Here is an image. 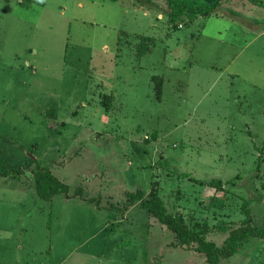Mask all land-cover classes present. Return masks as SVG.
Returning a JSON list of instances; mask_svg holds the SVG:
<instances>
[{"label": "rangeland", "instance_id": "rangeland-1", "mask_svg": "<svg viewBox=\"0 0 264 264\" xmlns=\"http://www.w3.org/2000/svg\"><path fill=\"white\" fill-rule=\"evenodd\" d=\"M154 187L218 246L246 204L257 234L219 264H264V0L176 23L167 0H0V264H208L128 197Z\"/></svg>", "mask_w": 264, "mask_h": 264}, {"label": "trees", "instance_id": "trees-1", "mask_svg": "<svg viewBox=\"0 0 264 264\" xmlns=\"http://www.w3.org/2000/svg\"><path fill=\"white\" fill-rule=\"evenodd\" d=\"M223 0H167L169 7V19L176 23L183 20L186 16L194 18L204 16H212ZM253 1V0H249ZM37 160H31L24 168L32 169ZM24 168L18 171H10L16 177H20L25 171ZM9 172V171H8ZM5 172V173H8ZM36 190L38 195L47 201L52 200L58 195L70 196V186L62 182L48 168L37 165L32 169ZM197 183L207 184L218 192H224L223 182L221 180H212L211 182H203L195 180ZM128 197L132 203L140 202L141 207L146 209L151 216L156 218L162 225L171 230L177 237V245L193 248L200 254L206 256L208 264H219L223 259H229L247 242L250 238L256 236L257 228L254 226V219L251 210L245 204L243 206V214L245 219L241 222V226L230 231L229 236L222 246H218L215 242L208 240L211 228L208 222H205L201 229L190 227L183 215L172 214L169 212L165 202L160 196L158 188L154 187L148 199L145 192L139 190L136 193H128ZM264 236V230L260 232Z\"/></svg>", "mask_w": 264, "mask_h": 264}]
</instances>
